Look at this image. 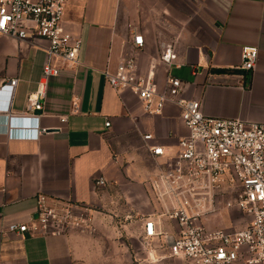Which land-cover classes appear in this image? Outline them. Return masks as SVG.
<instances>
[{"label": "crops", "instance_id": "1", "mask_svg": "<svg viewBox=\"0 0 264 264\" xmlns=\"http://www.w3.org/2000/svg\"><path fill=\"white\" fill-rule=\"evenodd\" d=\"M63 26L81 39L79 64L56 63L61 70L46 82L38 119L46 131L36 140H9L2 128L6 114L26 111V97L41 78L43 47L0 35V86L16 79L8 109L0 110V264H188L155 261L153 253L150 260L138 244L142 219L130 220L151 209L148 179L155 164L142 135L151 134L148 144L175 154L187 135L180 110L168 102L161 114H144L131 93L118 96L103 71L134 55L143 73L160 45L173 43L179 66L156 65L159 89L169 72L183 82L185 98L201 102L205 115L264 123V0H67ZM133 33L143 36L142 49L133 47ZM245 45L258 49L250 71L239 69ZM100 177L106 185L96 187ZM39 194L50 203L101 208L112 201L121 215L115 228L126 236L104 243L78 231L6 233L9 225L36 217ZM212 217L219 219L207 226ZM243 218L231 211L206 218L205 225L239 228ZM95 221L103 230L97 214Z\"/></svg>", "mask_w": 264, "mask_h": 264}, {"label": "built area", "instance_id": "2", "mask_svg": "<svg viewBox=\"0 0 264 264\" xmlns=\"http://www.w3.org/2000/svg\"><path fill=\"white\" fill-rule=\"evenodd\" d=\"M67 0H0V35L41 45L44 50L41 78L26 97L23 114H6L2 131L9 140H36L46 82L58 76L56 63L79 64L81 39L63 26ZM135 49L144 47L141 34L133 33ZM258 49L241 48L240 70L254 68ZM173 43L161 44L157 56L141 73L134 55L120 60L113 71L104 70L106 83L118 96L131 93L144 114H161L166 103L180 110L187 135L169 155L159 144L144 146L154 159L155 173L148 179L151 209L141 216L140 242L155 261L174 258L188 264H264V123L205 115L201 102L183 96V82L169 72L164 87L155 80L158 63L179 66ZM16 79L0 86V110H7ZM65 117H61L62 122ZM108 126L109 122H105ZM36 129L38 130L36 132ZM157 157H165L157 160ZM96 187L106 185L103 178ZM90 206L70 201L52 202L39 194L36 217L29 224H11L5 232L22 235H60L91 231ZM237 211L239 228H208V217Z\"/></svg>", "mask_w": 264, "mask_h": 264}, {"label": "rangeland", "instance_id": "3", "mask_svg": "<svg viewBox=\"0 0 264 264\" xmlns=\"http://www.w3.org/2000/svg\"><path fill=\"white\" fill-rule=\"evenodd\" d=\"M115 204L112 202V201H109L106 205H103V208L99 207V206H93L91 205L90 206V212H89V217H90V220H91V231L89 232H85L86 234H89L90 236L92 237H98V236H101L102 238V241H104V243H107L109 242L111 239H122L124 236H126L125 232H118V229H116L115 227H117V221L121 218V215L118 214L119 212L117 211L119 208L118 206L116 207H113ZM117 209V210H116ZM146 210L143 208V209H140L139 211H136V213L133 214V217L132 219H130L131 221H138L139 219H141V216L143 214H145ZM147 213V212H146ZM96 214L99 216V220H101L102 222V229H100L97 225H96V221H95V218H96ZM219 218L217 217H212L211 220L207 223V226L209 225V223L213 224L215 222L218 221ZM123 220V218H122ZM101 230V231H100ZM120 230V229H119ZM75 232H77V230H74ZM74 231H71V232H74ZM128 232H131L132 229L130 228L129 230H126ZM70 232V233H71ZM79 232V231H78ZM129 234V237H131V233H128ZM135 241L138 242V239L136 237H134ZM139 248H143L142 247V244L140 242V239H139ZM104 244H103V247L102 249H104L103 251L107 252V249L105 250L104 248ZM108 247V246H107ZM132 250H134V246L132 245ZM140 251L142 249H139Z\"/></svg>", "mask_w": 264, "mask_h": 264}, {"label": "clouds", "instance_id": "4", "mask_svg": "<svg viewBox=\"0 0 264 264\" xmlns=\"http://www.w3.org/2000/svg\"><path fill=\"white\" fill-rule=\"evenodd\" d=\"M38 130L36 129V132H37Z\"/></svg>", "mask_w": 264, "mask_h": 264}, {"label": "water", "instance_id": "5", "mask_svg": "<svg viewBox=\"0 0 264 264\" xmlns=\"http://www.w3.org/2000/svg\"><path fill=\"white\" fill-rule=\"evenodd\" d=\"M219 71H222V70H219Z\"/></svg>", "mask_w": 264, "mask_h": 264}]
</instances>
